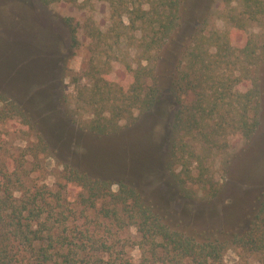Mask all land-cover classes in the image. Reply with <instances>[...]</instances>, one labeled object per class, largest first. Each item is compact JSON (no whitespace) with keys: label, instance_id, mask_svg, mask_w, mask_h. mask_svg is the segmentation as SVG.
Returning a JSON list of instances; mask_svg holds the SVG:
<instances>
[{"label":"trees","instance_id":"16d2710c","mask_svg":"<svg viewBox=\"0 0 264 264\" xmlns=\"http://www.w3.org/2000/svg\"><path fill=\"white\" fill-rule=\"evenodd\" d=\"M39 1L45 5L77 2ZM92 1L81 0L79 5L89 6ZM105 1L110 9L108 28L102 31L87 18L83 25L86 36L105 51L126 42L136 49L137 60L135 65L124 60L131 74L126 87L107 78L110 59L119 58L114 52H101L104 60L91 62L87 73L90 86L80 89L78 98L92 114L89 132L97 136L116 132L120 120L135 112L152 111L166 91L175 110L163 170L177 187L190 182L214 189L206 158L226 149L230 137L249 140L259 124L250 111L257 106L264 79L258 76V68L264 65V0H221L228 5L236 3L225 15L229 27L208 32L196 27L173 68L160 70L156 64L166 61L162 48L178 25L181 0ZM64 21L75 47L78 23L72 17ZM253 23L259 24L258 32L249 30ZM238 34L244 37L243 43L235 46ZM161 75L166 78L163 82ZM246 81L250 86L239 89ZM3 101L12 106L10 117H19L27 132H35L36 140L15 158L16 164L0 162V264H223L224 252L235 247L255 254L259 264H264V190L242 230L208 235L182 230L133 180L95 174L64 162L30 112L0 94ZM7 117V110H0V119ZM39 153L55 157L62 166V189L52 191L46 185L30 184L26 157L35 158ZM63 188L66 192L73 189L74 201L92 212L89 219L94 230L69 226L66 212L73 211L65 205L70 197H64ZM99 219L116 230L135 228L140 251L137 263L120 255L111 227L96 232ZM11 238L17 241L19 251L29 255L25 262L11 254Z\"/></svg>","mask_w":264,"mask_h":264},{"label":"rangeland","instance_id":"374dc122","mask_svg":"<svg viewBox=\"0 0 264 264\" xmlns=\"http://www.w3.org/2000/svg\"><path fill=\"white\" fill-rule=\"evenodd\" d=\"M79 2L81 0L45 5L39 0H0V94L30 112L64 162L95 174L133 180L178 228L205 235L246 228L247 215L264 190V79L261 94L256 98L257 106L253 105L250 111V115L259 120L253 136L247 141L239 136L230 137L226 149L212 152L206 158L215 191L190 182L177 187L163 170L169 124L175 110L166 91L152 111L135 112L120 120L116 132L101 136L89 132L92 114L78 98L79 90L90 86L87 73L91 62L103 61L101 52L111 55L114 52L119 58L110 59L107 78L126 87L131 74L124 60L135 65L137 51L126 42L111 51L96 48L86 36L83 25L91 18L105 31L110 24L109 5L105 0H93L91 5L81 7ZM235 5V2L228 5L221 0H181L178 25L162 48L166 61L159 60L156 64L159 70L173 68L196 27L204 32L227 29L230 24L225 15ZM65 17H72L73 22L78 23V45L75 47L71 45ZM249 30L258 32L260 26L253 23ZM243 38L238 34L233 44L240 46ZM258 76L264 77V65L258 68ZM160 79L163 82L166 78L161 75ZM249 86L246 81L239 89ZM11 107L10 102H0V110L6 109L9 116L0 119V162L12 164L14 161L16 164L15 158L36 138L34 131L25 130L19 117H10L13 115ZM195 146L199 148L197 143ZM26 167L31 170L30 184L46 185L52 191L62 189L65 182L60 176L62 166L55 157L44 153L35 158L27 156ZM145 169L150 170V174L142 173ZM116 188L112 186V190ZM64 190V197H70L65 205L73 211L66 212L69 226L75 230L89 226L94 230L89 219L92 212L74 201L73 189ZM99 221L96 232L101 233L105 226L111 227L120 255L137 263L140 251L136 246L139 237L135 228L116 230L106 221ZM10 246L17 260H27L29 255L18 250L13 238ZM223 264L259 262L255 254L235 247L224 252Z\"/></svg>","mask_w":264,"mask_h":264}]
</instances>
